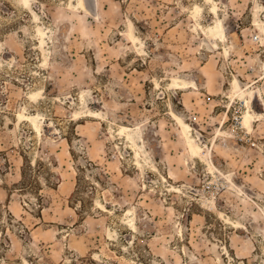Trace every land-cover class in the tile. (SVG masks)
<instances>
[{"label":"rangeland","instance_id":"rangeland-1","mask_svg":"<svg viewBox=\"0 0 264 264\" xmlns=\"http://www.w3.org/2000/svg\"><path fill=\"white\" fill-rule=\"evenodd\" d=\"M208 1L0 0V264H264V0Z\"/></svg>","mask_w":264,"mask_h":264},{"label":"bare ground","instance_id":"bare-ground-1","mask_svg":"<svg viewBox=\"0 0 264 264\" xmlns=\"http://www.w3.org/2000/svg\"><path fill=\"white\" fill-rule=\"evenodd\" d=\"M208 1V0H207ZM212 2V0H209L208 1V3L209 2ZM81 2L83 3L84 2V0H81ZM211 2L209 3V4H211ZM215 2H217V1H215ZM213 5L214 6H217V5H215L214 3H213ZM197 6V5H196ZM195 6V7H196ZM199 6V5H198ZM217 7H219V6H217ZM200 8H201V10H200ZM215 8V7H214ZM217 9V8H216ZM198 10H200V11H202V7H199L198 9H196L195 11H198ZM257 10H258V8H257ZM194 11V12H195ZM211 11V10H210ZM216 10L215 9H213V12H215ZM197 12H195L194 13V16H196V15H198V14H196ZM201 13V12H200ZM220 13V12H219ZM196 14V15H195ZM218 14V13H217ZM220 16V15H219ZM216 17V16H215ZM217 19V18H216ZM257 23H259V22H257ZM260 26V25H259ZM264 27V26H263ZM209 28V30H208V33L207 34H209V35H211L212 37H215V38H218V39H220L221 41H226V39H228L227 38V33H226V31H225V25L223 24V22H222V20H218L217 22H216V25L215 26H211V27H208ZM262 28V27H261ZM205 32V31H204ZM206 34V35H207ZM132 35H133V33H132ZM134 36V35H133ZM133 36H131V37H133ZM135 40L137 39L136 37L134 38ZM226 51H227V48H226ZM210 73V72H209ZM211 74H212V72H211ZM210 74V75H211ZM209 75V76H210ZM208 76V74H207V77H208V80H209V77ZM212 77V76H211ZM174 79V78H173ZM177 80L179 79V78H176ZM182 81V79H179L178 81ZM259 80V79H258ZM190 82V81H189ZM188 82V83H189ZM184 83V82H183ZM187 83V82H186ZM193 84H195V82L193 83ZM192 84V85H193ZM175 85V84H174ZM184 85H185V83H184ZM191 85V84H190ZM233 85H234V92L231 94V96L232 97H235V96H237V95H243L244 94V91H245V89L242 87V86H240V80L238 79V78H236L234 81H233ZM176 86V85H175ZM180 86V88H181V86H183V85H180V83H179V85H178V87ZM188 85L186 84V87H187ZM195 86V85H194ZM185 87V86H184ZM196 87V86H195ZM183 89V88H182ZM238 97V96H237ZM248 102H249V100H248ZM94 113V112H93ZM173 113V116H175V118H177L179 121H180V124L183 126L182 128H183V131H184V133H185V136H186V138H187V140H188V147H189V149H190V151L193 153V155L194 156H196V157H202V155H203V149H202V147H201V145L190 135V134H192V133H190V132H188V130H189V128L191 127L190 125H188L184 120H183V118L180 116V115H177V114H174V112H172ZM97 114V113H96ZM95 113H94V115H96ZM93 115V114H92ZM91 115V116H92ZM97 115H99V114H97ZM99 117V116H98ZM253 117H254V114H253V112H252V110L251 109H249V110H247L246 111V113H245V116H244V123L246 124V125H248V126H252V119H253ZM260 117H261V115H260ZM258 119H261V118H258ZM254 120V119H253ZM141 126V125H140ZM140 126H138V127H140ZM127 127V126H126ZM126 127H124V129L126 128ZM192 128V127H191ZM127 129V128H126ZM130 129V128H129ZM130 135V134H129ZM130 136H132V135H130ZM132 138V137H131ZM142 138V137H141ZM134 139V138H133ZM132 139V140H133ZM139 139V138H138ZM137 139V140H138ZM140 140V139H139ZM216 141V140H215ZM133 143H134V141H133ZM137 144V143H136ZM144 144V143H143ZM213 144H214V142H213ZM213 144H212V146H213ZM145 146V145H144ZM143 146V147H144ZM214 147V146H213ZM146 150V149H145ZM147 151V150H146ZM212 151V150H211ZM139 153V152H138ZM208 154V153H207ZM211 154V153H210ZM210 154L208 155V160H209V162H210V167H212V169L213 170H217L218 168H217V166H216V164L213 162V160L211 159V156H210ZM202 159V158H201ZM204 160H206L205 158H204ZM207 162V161H206ZM212 170V171H213ZM218 170H220V169H218ZM214 172V171H213ZM218 172H221V171H218ZM224 174V173H223ZM222 174V175H223ZM215 175V174H214ZM219 175V174H218ZM225 176V175H224ZM227 176V175H226ZM229 176V175H228ZM227 176V177H228ZM216 177V176H215ZM223 177V176H222ZM217 178V177H216ZM218 179V178H217ZM216 179V180H217ZM229 180H230V178H228ZM231 182H233V180H232V178H231V180H230ZM235 185H236V183H235ZM236 186H238V185H236ZM241 187H239V189H240ZM238 189V190H239ZM240 190H242V189H240ZM243 192V191H242ZM246 194V193H245ZM247 195V194H246ZM244 196V195H243ZM248 197V196H247ZM250 197V196H249ZM252 199V198H251ZM213 202V201H212ZM212 206V205H211ZM215 206V203H214V205H213V207ZM216 207V206H215ZM218 209V208H217ZM129 212H131V210H129ZM132 213V212H131ZM221 216V215H220ZM222 217H223V215H222ZM132 225H134V222H133V224ZM235 225H237V224H235ZM238 225H240L239 223H238ZM133 227H135V225L133 226Z\"/></svg>","mask_w":264,"mask_h":264},{"label":"built area","instance_id":"built-area-1","mask_svg":"<svg viewBox=\"0 0 264 264\" xmlns=\"http://www.w3.org/2000/svg\"><path fill=\"white\" fill-rule=\"evenodd\" d=\"M255 38H257V36H255Z\"/></svg>","mask_w":264,"mask_h":264}]
</instances>
